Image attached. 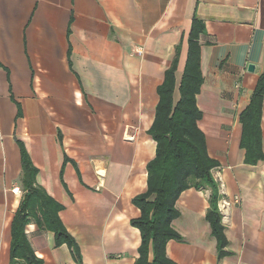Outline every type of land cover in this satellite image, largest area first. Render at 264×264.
I'll list each match as a JSON object with an SVG mask.
<instances>
[{
    "label": "crops",
    "instance_id": "1",
    "mask_svg": "<svg viewBox=\"0 0 264 264\" xmlns=\"http://www.w3.org/2000/svg\"><path fill=\"white\" fill-rule=\"evenodd\" d=\"M195 15L206 25L198 125L219 163L212 176L232 254L218 259L207 188L178 200L173 224L183 241H170L167 255L175 264H264V161L245 164L239 121L264 72V0H0V264H11L23 197L20 144L38 185L64 206L60 218L82 262L31 219L37 257L135 264L141 236L130 221L140 212L132 200L146 190L156 154L148 131L157 90L181 45L180 99ZM261 127L264 152V107Z\"/></svg>",
    "mask_w": 264,
    "mask_h": 264
},
{
    "label": "trees",
    "instance_id": "2",
    "mask_svg": "<svg viewBox=\"0 0 264 264\" xmlns=\"http://www.w3.org/2000/svg\"><path fill=\"white\" fill-rule=\"evenodd\" d=\"M206 33L205 22L194 16L189 37L186 63L179 86L180 99L174 100L176 73L181 45L158 87V104L148 135L156 143L155 157L147 164L146 190L135 196L132 204L140 215L130 224L140 232L141 245L135 264H175L167 255L170 241L182 242L174 221L181 217L177 202L190 190H211L206 221L216 239L218 259L232 253L227 250L228 239L219 209L221 195L212 171L219 163L208 154L206 136L199 128L202 111L197 96L204 83L201 68V37ZM264 107V72L259 76L249 105L240 114L242 126L240 146L245 151V164L256 166L264 161L262 146V115ZM23 197L11 224V264H44L32 248L26 227L35 219L40 228L52 232L56 247L67 245L74 259L82 262L80 248L60 218L64 206L50 197L38 185L35 168L22 144Z\"/></svg>",
    "mask_w": 264,
    "mask_h": 264
},
{
    "label": "built area",
    "instance_id": "3",
    "mask_svg": "<svg viewBox=\"0 0 264 264\" xmlns=\"http://www.w3.org/2000/svg\"><path fill=\"white\" fill-rule=\"evenodd\" d=\"M136 53L138 55H141L142 54L141 49L136 50ZM14 192H19V189L18 188L17 189H14Z\"/></svg>",
    "mask_w": 264,
    "mask_h": 264
},
{
    "label": "water",
    "instance_id": "4",
    "mask_svg": "<svg viewBox=\"0 0 264 264\" xmlns=\"http://www.w3.org/2000/svg\"><path fill=\"white\" fill-rule=\"evenodd\" d=\"M254 69H255V68H254V66H253V65H250V66H249V71H250V72H253V71H254Z\"/></svg>",
    "mask_w": 264,
    "mask_h": 264
}]
</instances>
